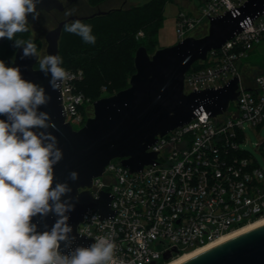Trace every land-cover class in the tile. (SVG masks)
<instances>
[{"label":"built area","instance_id":"obj_1","mask_svg":"<svg viewBox=\"0 0 264 264\" xmlns=\"http://www.w3.org/2000/svg\"><path fill=\"white\" fill-rule=\"evenodd\" d=\"M246 1L206 0L196 13L180 11V41L201 25L209 26V16L233 11ZM263 39L264 14L185 74L186 94L218 89L238 76L239 94L225 112L215 117L203 112L158 136L148 150L158 151V164L129 173L121 159H114L86 188L95 199L99 191L114 195L110 208L116 212L98 220V211L90 209L77 231L94 242L98 236L111 239L117 264H160L168 251L176 249L175 258L264 216V167L240 148L245 125L264 124V72L247 85L239 67ZM66 71L61 87L65 122L82 128L93 116L94 102L78 91L83 71ZM258 146L264 155V141Z\"/></svg>","mask_w":264,"mask_h":264},{"label":"water","instance_id":"obj_2","mask_svg":"<svg viewBox=\"0 0 264 264\" xmlns=\"http://www.w3.org/2000/svg\"><path fill=\"white\" fill-rule=\"evenodd\" d=\"M53 9L62 11V3L41 0L37 5L38 12ZM107 13L97 11L88 16L74 15L59 22L45 36L46 55H59V40L65 24L77 19L90 20ZM262 14L264 0H247L233 11L209 16L208 33L201 38L187 37L173 46L159 48L153 55L145 47H139L134 57L135 73L129 86L112 96L94 101L93 116L79 130H74L65 122L61 97L63 82L59 89L53 90L51 74L35 69L38 57L21 59L23 47H20L13 62L9 59L4 61L6 66L18 67L23 79L43 87L50 97L38 111L48 113L56 124L57 130L50 128L48 131L57 137L58 147L63 152V159L54 166L53 186L55 183H67L71 192L61 199H69L74 205L73 210L66 213L69 216L67 223L72 228L69 234L71 242L67 247L65 242H61L59 250L62 254L94 243L93 238L77 231L86 211L97 210L98 220L114 217L116 210L110 208L114 195L99 191V197L95 199L86 189L91 187L94 178L103 175L110 161L121 159L129 173L139 172L146 165L158 164L155 162L158 151H148L157 142L158 136L182 127L203 112L211 117L222 114L229 103L236 100L239 94L238 76L218 89L206 88L186 94L185 74L194 63L206 60L211 50L221 48ZM31 20L29 15L28 21ZM5 40L0 39V46ZM0 119L6 120V117L0 116ZM72 171L78 173L75 181L69 178ZM57 218L54 213L43 217L37 215L32 218V223L37 225L38 232L50 231ZM174 254H178L176 249L166 252L164 262H170ZM177 264H264V223L203 249Z\"/></svg>","mask_w":264,"mask_h":264},{"label":"clouds","instance_id":"obj_3","mask_svg":"<svg viewBox=\"0 0 264 264\" xmlns=\"http://www.w3.org/2000/svg\"><path fill=\"white\" fill-rule=\"evenodd\" d=\"M40 2L0 0V39L23 47L21 59L38 57L39 70L51 74L50 85L56 90L69 75L60 66L62 58L48 54L41 59L33 42L16 39L17 33L29 31V15L39 18ZM64 30L85 43H96L91 25L78 19L65 24ZM49 100L43 87L23 79L18 67L0 60V116L6 117L0 119V264H117L116 245L105 236L68 254L59 250L61 242L70 246L72 228L66 213L74 205L61 199L71 192L67 183L53 186L54 166L63 159V152L57 137L48 131L57 130L56 124L48 113L38 111ZM69 178L75 181L78 173L70 172ZM49 213L58 217L56 222L50 231L38 232L32 218Z\"/></svg>","mask_w":264,"mask_h":264},{"label":"rangeland","instance_id":"obj_4","mask_svg":"<svg viewBox=\"0 0 264 264\" xmlns=\"http://www.w3.org/2000/svg\"><path fill=\"white\" fill-rule=\"evenodd\" d=\"M147 1L148 0H105L104 3H101L99 5H91L87 3L85 9L83 10L84 13L82 12V15H91L97 11H107L114 8H122V6L130 7L136 4H144ZM191 2L193 8L187 7ZM199 8L200 0H179V2L178 0H175L173 2L166 3L163 11L164 20L160 30L158 31L157 47H155L153 51L149 52V54L153 55L159 48L170 47L178 43L180 41V38L178 37L179 12L184 11L193 13L197 12ZM62 17L64 16L58 15L56 13L51 15L47 13H40L38 19L33 20L31 23H29V31L24 33H17L16 39H23L25 41L33 40L37 49V53L39 54V58L42 59L44 56H46L47 43L45 40V36L48 31L56 27L58 21H60V18ZM82 22L91 25L92 34L96 37V43L94 45L85 43L81 39V37L63 30L59 41V56L62 58L64 63L74 65L73 61L69 57H67L68 54L76 53L83 49L87 50L93 49L94 47L98 48L100 55H105V59L107 62H113L112 68L111 66L109 67L108 64V68L105 67V69H108L109 73H111L112 70H115L112 75H104L102 77L101 83L102 85L107 86V88L105 91L101 92L100 98L112 96V94H116L114 92H116L115 90H117L118 87L126 86L127 84H129L131 76L135 73L134 57L136 51L132 54L131 42H125L120 43L121 45L119 47L109 52L107 46H105L104 44H107L106 42H108L109 39L112 38V34H107L103 31H95L97 27H100L103 25V23H105V20L97 19L96 21L94 20L91 22ZM207 33L208 26L201 25L190 36L201 38ZM142 35V32H139L136 35V39L138 40V38H141ZM3 46L4 47L2 50L4 51H6L7 49H11V47H14L13 41L9 40L5 42ZM17 49L18 48L14 47L11 54L6 53V58L3 61L8 60L9 57L14 59ZM100 55L99 58H101ZM93 62L95 65L93 64L92 67L98 68L100 61H97L96 59ZM76 65L80 66L81 62L76 63ZM239 67L242 68L241 76L243 82L247 85L253 82V79L257 74L264 72V39L254 50L249 53L248 57L239 64ZM35 69H39V61L35 66ZM111 84L114 85V89L110 87ZM230 110H235L234 103H231ZM80 128L81 126L74 125V129L79 130ZM263 141L264 124L258 127H251L247 124L245 125L244 140L240 143V148L241 150L252 155L257 163L262 167H264V155L260 151L258 145Z\"/></svg>","mask_w":264,"mask_h":264},{"label":"trees","instance_id":"obj_5","mask_svg":"<svg viewBox=\"0 0 264 264\" xmlns=\"http://www.w3.org/2000/svg\"><path fill=\"white\" fill-rule=\"evenodd\" d=\"M104 1L105 0H87V2L91 5H99L101 3H104ZM173 1L175 0H148L144 4H136L130 7L122 6V8L107 10V14L96 16L93 19L85 21L91 22L94 20L96 21L97 19L105 20V23H103L102 26L97 27V29L94 30L112 34V38L109 39L108 42H106L107 44H104L105 46H107L109 52L119 47L121 45L120 43L131 42L132 54L141 46L145 47L149 53L153 51L155 47H157L158 31L160 30L164 20L163 11L165 4ZM139 32H142L143 35L137 40L136 35ZM7 41L9 40L6 39L0 46V60H4L6 58V53L11 54L12 50L14 49V47H11V49H7L6 51L2 50L4 47V43ZM99 55L100 53L98 51V48L96 47L87 50L83 49L76 53L67 55V57H69L73 61L74 65L66 64L64 62L61 64V67H63L65 70L75 71L81 69L83 71L84 78L78 84L77 88L78 91H81L92 102L100 98L101 92L105 91L107 88V86L102 85L101 83L102 77L104 75H112L115 71L112 70L111 73H109L108 69L106 70L105 67L108 68L109 64V67L111 66L112 68L113 62H107L105 59V55H100L101 58H99ZM96 59L97 61H100L98 68L92 67L94 64L93 61ZM78 62H81L80 66L76 65V63ZM200 66L201 65L199 63L193 64V68H198ZM128 86L129 84H127L126 86L118 87L117 90H115L116 92L114 93H117L127 88ZM110 87L114 89V85L111 84ZM181 254H179L178 256H180ZM164 263L166 264V262H161L160 264Z\"/></svg>","mask_w":264,"mask_h":264},{"label":"bare ground","instance_id":"obj_6","mask_svg":"<svg viewBox=\"0 0 264 264\" xmlns=\"http://www.w3.org/2000/svg\"><path fill=\"white\" fill-rule=\"evenodd\" d=\"M263 223H264V216L261 217V218H258L256 220H254V221H251V222L245 224L244 226H241V227H239L237 229H234V230H232L231 232H229L227 234H224L223 236H221L220 238H218L217 240L211 242L210 244H208L206 246L199 247V248L194 249V250H192L190 252H184L183 254H181L180 256L172 259L170 262H168L166 264H177L180 261H182V260H184V259H186V258H188V257H190L192 255H194L195 253H197V252H199V251H201L203 249H206V248H208L210 246H213V245H215V244H217V243H219V242H221V241H223L225 239H228L230 237H233V236H235V235H237L239 233H242V232H244L246 230H249L251 228H254L256 226H259V225H261Z\"/></svg>","mask_w":264,"mask_h":264},{"label":"flooded vegetation","instance_id":"obj_7","mask_svg":"<svg viewBox=\"0 0 264 264\" xmlns=\"http://www.w3.org/2000/svg\"><path fill=\"white\" fill-rule=\"evenodd\" d=\"M58 1L60 3H62V5H63L62 11L57 10V9H53L50 12L40 11L39 14L40 13H47V14L51 15V14L56 13L58 15H63L64 17L60 18V21H58V23L61 22L62 20H65L66 18H68L70 16H74V15L79 16V17L88 16V15H82L83 10L85 9L86 4L88 3L87 0H58ZM67 13H71V15H68ZM32 21H33V19L29 23H31ZM58 23H57V25H58ZM8 59L11 60L12 62L14 60L11 57H9Z\"/></svg>","mask_w":264,"mask_h":264},{"label":"crops","instance_id":"obj_8","mask_svg":"<svg viewBox=\"0 0 264 264\" xmlns=\"http://www.w3.org/2000/svg\"><path fill=\"white\" fill-rule=\"evenodd\" d=\"M206 0H200V6L205 2ZM179 2V0H178ZM182 4V3H181ZM185 4V3H184ZM187 4V3H186ZM187 7H190V8H193V5H192V2L187 6ZM193 13H196V12H193Z\"/></svg>","mask_w":264,"mask_h":264}]
</instances>
